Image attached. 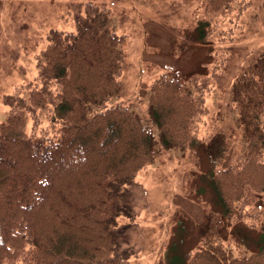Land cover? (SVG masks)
I'll return each mask as SVG.
<instances>
[{"label": "trees", "instance_id": "16d2710c", "mask_svg": "<svg viewBox=\"0 0 264 264\" xmlns=\"http://www.w3.org/2000/svg\"><path fill=\"white\" fill-rule=\"evenodd\" d=\"M234 1L203 0L205 14L195 16L202 40L212 18ZM108 23L107 10L89 3L72 28L48 29L34 54V76L2 97L0 264H130L137 254L129 231L136 173L156 152L147 123L113 98L126 68L125 36ZM208 87L205 76L170 68L152 78L148 103L165 145L193 149L202 142ZM230 99L243 155L227 165L210 159L206 178L221 215L235 222L253 218L264 192V49L236 76ZM258 213L256 249L233 255L218 225L177 264H264V206Z\"/></svg>", "mask_w": 264, "mask_h": 264}, {"label": "rangeland", "instance_id": "374dc122", "mask_svg": "<svg viewBox=\"0 0 264 264\" xmlns=\"http://www.w3.org/2000/svg\"><path fill=\"white\" fill-rule=\"evenodd\" d=\"M89 3L101 4L109 13L108 28L125 36L126 68L113 98L147 123L156 152L154 161L136 173V216L129 231L137 254L129 263L177 264L218 225L217 233L233 255L256 249L264 192L251 211L253 218L229 222L206 172L210 159L227 165L243 155L245 142L230 88L264 49V0L234 1L212 18L214 27L203 40L195 27V16L205 14L203 0H0V120L7 115L3 95L34 76V54L46 31L72 28L74 16ZM228 31L231 38L220 41L219 34ZM167 68L209 81L204 95L210 118L205 116L199 129L202 142L193 149L165 145L149 107L148 85Z\"/></svg>", "mask_w": 264, "mask_h": 264}]
</instances>
